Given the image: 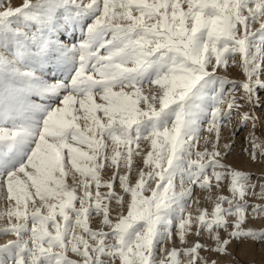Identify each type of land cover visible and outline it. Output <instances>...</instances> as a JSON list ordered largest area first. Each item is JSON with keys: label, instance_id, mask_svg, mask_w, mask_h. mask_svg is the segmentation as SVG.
<instances>
[{"label": "snow or ice", "instance_id": "snow-or-ice-1", "mask_svg": "<svg viewBox=\"0 0 264 264\" xmlns=\"http://www.w3.org/2000/svg\"><path fill=\"white\" fill-rule=\"evenodd\" d=\"M261 93L264 0H0V264L264 245Z\"/></svg>", "mask_w": 264, "mask_h": 264}, {"label": "rangeland", "instance_id": "rangeland-1", "mask_svg": "<svg viewBox=\"0 0 264 264\" xmlns=\"http://www.w3.org/2000/svg\"><path fill=\"white\" fill-rule=\"evenodd\" d=\"M23 2V0H4V7H8V6H12V7H16L21 5ZM258 26V25H257ZM222 75H224L225 73H221ZM227 76L229 78H234L237 80L242 79V76L234 69V68H229L227 71ZM240 93H237V96H239ZM262 96H264V93H261ZM259 111V109H258ZM237 119L236 116L233 117V121H235ZM247 134V130H242L236 137V147L234 150V155L239 154L240 152V148L242 146V142L244 139V136ZM208 133L204 132L202 133V136H207ZM224 138H228L230 133L228 132L227 129L224 130ZM203 139H201V147L203 146ZM223 143V141H222ZM231 157L229 158V162H231ZM241 159H245V158H241ZM249 170L252 171H256L257 169L252 167V166H248ZM195 196H200L202 195L201 191L199 189H196ZM207 206L209 208V210H211L212 205L211 204H207L204 205ZM93 227H96L95 222L93 223ZM12 237L10 236H0V244H4L6 243V241L8 239H11ZM235 253L237 256V260L234 262V264H264V245H252L250 243H246V244H242L238 247H236L235 249Z\"/></svg>", "mask_w": 264, "mask_h": 264}]
</instances>
